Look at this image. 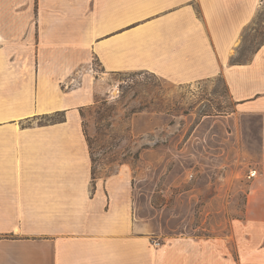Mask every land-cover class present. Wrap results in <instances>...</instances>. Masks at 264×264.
<instances>
[{
    "label": "crops",
    "instance_id": "0c3cea01",
    "mask_svg": "<svg viewBox=\"0 0 264 264\" xmlns=\"http://www.w3.org/2000/svg\"><path fill=\"white\" fill-rule=\"evenodd\" d=\"M263 1L0 0V264H264V41L232 62ZM136 72L222 77L238 113L257 118L245 198L259 209L233 223L235 259L225 238L155 248L131 170L92 177L80 111L102 79Z\"/></svg>",
    "mask_w": 264,
    "mask_h": 264
},
{
    "label": "rangeland",
    "instance_id": "374dc122",
    "mask_svg": "<svg viewBox=\"0 0 264 264\" xmlns=\"http://www.w3.org/2000/svg\"><path fill=\"white\" fill-rule=\"evenodd\" d=\"M261 40L264 1L232 62L248 61ZM99 90L80 111L92 177L131 170L137 213L151 218L155 248L225 238L235 259L233 223L259 209L245 198L250 170L259 175L257 118L238 113L222 77L176 85L144 72L117 74Z\"/></svg>",
    "mask_w": 264,
    "mask_h": 264
},
{
    "label": "built area",
    "instance_id": "2783aa9c",
    "mask_svg": "<svg viewBox=\"0 0 264 264\" xmlns=\"http://www.w3.org/2000/svg\"><path fill=\"white\" fill-rule=\"evenodd\" d=\"M256 175H257V170H250L249 175L247 177L248 179H251V178L256 177Z\"/></svg>",
    "mask_w": 264,
    "mask_h": 264
},
{
    "label": "trees",
    "instance_id": "16d2710c",
    "mask_svg": "<svg viewBox=\"0 0 264 264\" xmlns=\"http://www.w3.org/2000/svg\"><path fill=\"white\" fill-rule=\"evenodd\" d=\"M264 40H261V42L258 44V46L256 47V48H258L259 47V45L263 42ZM233 63H239L238 61L237 62H233Z\"/></svg>",
    "mask_w": 264,
    "mask_h": 264
}]
</instances>
